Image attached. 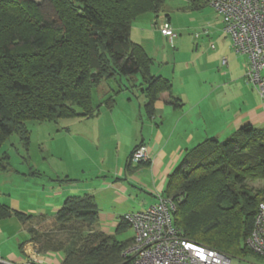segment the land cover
<instances>
[{"label":"trees","instance_id":"obj_1","mask_svg":"<svg viewBox=\"0 0 264 264\" xmlns=\"http://www.w3.org/2000/svg\"><path fill=\"white\" fill-rule=\"evenodd\" d=\"M163 1L51 0L55 16L47 18L33 0H0V147L12 133L26 145L28 120L94 117L102 104L112 107L125 89L139 87L151 116L158 94L172 85L150 72L153 59L131 40L130 30L135 17L157 12ZM214 11L232 51L243 55L234 51L222 15ZM155 22L160 30L162 23ZM177 35L166 37L174 45ZM111 79L117 88L110 86ZM99 87L104 92L97 100ZM8 166L7 155L0 156V169ZM125 166L132 168L131 156ZM248 179H264V127L249 123L223 140L209 137L187 150L160 194L175 201L173 222L187 239L240 258L257 255L245 239L264 193V186L244 189ZM11 214L28 222V240L38 252L62 255L60 264H124L122 251L132 242V237H117L129 227L123 215L113 233L99 228V207L91 193L66 196L51 218L13 212L0 203V218Z\"/></svg>","mask_w":264,"mask_h":264},{"label":"rangeland","instance_id":"obj_2","mask_svg":"<svg viewBox=\"0 0 264 264\" xmlns=\"http://www.w3.org/2000/svg\"><path fill=\"white\" fill-rule=\"evenodd\" d=\"M33 1L47 18H54L55 9L51 0ZM167 17L170 26L178 34L174 40L175 48L160 36L159 27L153 23L155 19L159 22L166 21ZM215 18H219L218 15L204 0H199V3L198 0H164L157 12L146 11L132 20L130 37L131 40L136 38L144 50L154 58L155 62L151 67L157 72L161 66H164V69H167V65L171 66L173 59L175 62H187L192 56L195 57L194 46L208 38L209 35L204 31L212 33ZM207 42L209 45L215 44L211 38ZM175 49L179 51L175 53ZM187 74L192 83L199 77L194 69ZM136 77L138 78L136 83L140 82V74L136 73ZM109 84L113 88L118 87L114 79H111ZM102 90L99 87L94 91L95 99L103 96ZM124 91H128L130 101L127 95H121V99L118 95L112 107L102 104L99 107V114L94 118L75 116L55 120H28L26 126L29 137L26 145L20 141L16 133L9 135L0 147V156L7 155L9 163L6 170L0 169V203L9 205L11 201L18 200L24 208H33L32 212L53 217L59 207L51 209L48 202L49 200L53 202L57 197L46 198V195L54 196L55 190L69 189L72 191L65 196L82 194L89 190L88 193L96 197L98 206H101L99 208L112 210L116 218L125 212L138 209L140 207L138 204H146L150 195L144 192L155 189L157 171L146 172L140 167L134 168L137 172L127 170L125 176L128 178L125 177L124 180L128 182V195L125 196L128 198L125 200H118L120 196L115 193L116 190L98 188L105 178H111L113 182L116 180V175L111 171L112 164L115 165L116 162V154L120 153L121 161L122 154L127 152L130 145L134 130L140 129L141 119L150 116L145 110L146 96L139 87L133 88L132 92L126 89ZM112 108L111 114L109 109ZM116 128L118 133L115 131ZM98 131L102 132L100 140L107 135L109 142V150L105 156V147H97L94 142ZM136 164L137 162H134V166ZM167 180L168 174L163 183V190ZM263 186L264 179H248L243 188L255 192ZM25 234L27 236L28 233ZM117 237L121 240L131 238V228L128 227L118 233ZM55 253L54 255L60 254ZM3 257L6 258L4 255ZM233 260L236 264H264V257L252 253L240 258L235 257Z\"/></svg>","mask_w":264,"mask_h":264},{"label":"crops","instance_id":"obj_3","mask_svg":"<svg viewBox=\"0 0 264 264\" xmlns=\"http://www.w3.org/2000/svg\"><path fill=\"white\" fill-rule=\"evenodd\" d=\"M168 19L162 20L161 23L169 22ZM213 28L214 30L210 34L204 31L209 36L203 39L202 43H196L194 46L196 56H192L189 61L175 62L173 59L171 66L167 65V69L161 66L157 72H154L152 67L150 68L152 74L162 75L171 81V90L162 91L158 94L154 102V113L149 117L145 116L146 119H141L140 129L134 130L130 145L127 152L122 154L121 161L120 153L116 154V162L115 165L112 164L111 169L112 173L116 175V180L113 182L111 178H105L98 187L99 190H116L115 193L120 196L118 200L127 199L128 196H125L128 195V182L124 179L125 177L128 178L125 176L128 169H126L125 164L131 156L133 148L137 144L144 145L148 153L147 159L139 161L141 163L136 164L135 167L132 162V168L129 171L132 172L136 167L137 169L140 167L146 172L155 173L157 171V182L154 185L155 189L144 192L146 195H150L146 204H138L140 207L131 211L142 210L155 202L157 195L163 191V183L167 174L169 175L173 168L180 163L187 150L201 141L209 137H215L218 140L225 139L241 125L248 123L258 128L264 127V98L245 78V70L248 65L246 56L236 55L232 51L229 39L221 31L219 18H215ZM131 32L132 30H130V36ZM159 34L165 38V41L170 42L169 38ZM209 38L215 41L213 47L207 42ZM133 41L139 43L136 38ZM173 47L175 48L174 45ZM179 49H175V53ZM152 59L154 63L155 60ZM193 69L199 74L194 83L189 81V74H187ZM132 78L136 83L138 80L136 75ZM127 92L118 93L116 98L118 95L120 99L122 98L121 95H127V99L130 101ZM143 101L145 100L143 99ZM113 108L109 109L111 114ZM97 126L95 127L97 128ZM115 131L118 133L117 128ZM101 134L102 132L98 131L94 142L97 147H105V156L109 150V142L107 135H105L106 138L100 140ZM120 139L121 134L119 132L118 140ZM139 185L141 186V183ZM70 191L72 190H55L54 196L46 195V198L57 197L53 202L49 200L48 205L51 206V209L60 207L66 197L65 195ZM88 192L89 190H85V193ZM8 206L13 212L40 214L51 218L43 213L32 212L33 208L31 207L24 208L18 200L11 201ZM119 217L116 218L112 210L106 211L104 208H99L98 226L105 233H113ZM28 227V222L15 214L0 218V259L2 260L0 264H22L29 257L38 258L42 261L36 264H60L61 254L54 255L55 252L40 253L36 250L35 244L28 240L29 234L27 236L25 234V232L28 233Z\"/></svg>","mask_w":264,"mask_h":264},{"label":"built area","instance_id":"obj_4","mask_svg":"<svg viewBox=\"0 0 264 264\" xmlns=\"http://www.w3.org/2000/svg\"><path fill=\"white\" fill-rule=\"evenodd\" d=\"M209 4L222 15L234 51L247 56L245 77L264 98V0H209ZM160 32L170 38L176 36L167 24L160 26ZM147 157L142 144L131 153L134 162ZM175 209L171 197L158 194L156 201L144 209L123 215L132 230V243L122 251L124 264H236L229 255L187 239L173 222ZM245 244L264 257V197L257 204ZM41 262L29 257L22 264Z\"/></svg>","mask_w":264,"mask_h":264},{"label":"bare ground","instance_id":"obj_5","mask_svg":"<svg viewBox=\"0 0 264 264\" xmlns=\"http://www.w3.org/2000/svg\"><path fill=\"white\" fill-rule=\"evenodd\" d=\"M134 163V161H132Z\"/></svg>","mask_w":264,"mask_h":264}]
</instances>
